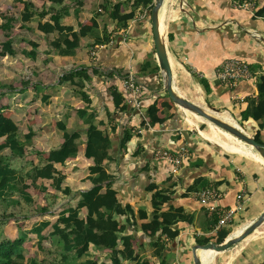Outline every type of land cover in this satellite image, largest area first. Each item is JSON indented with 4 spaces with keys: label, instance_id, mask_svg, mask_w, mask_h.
<instances>
[{
    "label": "crops",
    "instance_id": "0c3cea01",
    "mask_svg": "<svg viewBox=\"0 0 264 264\" xmlns=\"http://www.w3.org/2000/svg\"><path fill=\"white\" fill-rule=\"evenodd\" d=\"M82 1L83 5H79L76 0H67L64 5V21L75 30L81 21L90 22L93 17L100 28L112 30L117 23L114 11L118 9L119 14L130 12L135 0ZM254 1L255 6L245 8L237 0H164L159 18L175 89L204 108L209 105L215 107L220 117H232L239 127L253 133L255 139L259 134L263 141L264 129L258 130L260 122L253 118L242 120L248 101L258 97V79L264 76V17L258 14L264 9V0ZM154 3L155 0L153 6ZM152 8L140 6L128 27L114 31L108 44L92 46L90 41L83 40L78 49L82 53L79 58L67 60L46 52L48 60H61L63 69H68L65 72L88 69L85 91L91 103L88 107L71 90L62 87L61 95L54 96L48 107L35 112L39 119L30 124H34L36 129L35 139L41 141L48 134H59L54 127L58 120L55 116L49 121L53 122L51 130L52 123L38 125L43 117L51 113L50 110L58 109L59 119L65 110H71L70 115L67 114L70 123L76 119L79 108L95 111L97 120L112 140L111 157L104 160L103 165L114 175L113 187L120 201L130 204L135 210L131 221L120 218L126 224L125 234L134 238L137 252L144 255L150 264H195L192 251L195 245L218 243V232L223 228L231 229L228 236L236 235L264 212V159L250 145L239 143V147L234 144L229 146L217 138H210L209 135L215 132V125L200 115L182 109L168 96L164 88L165 73L160 68L154 42ZM233 58L248 63L253 76L230 85L217 78V71L224 61ZM147 60H152L159 69L143 72ZM129 71L140 87L136 95L124 86L125 76H121ZM59 78L50 85H57ZM116 91L125 97L126 104L122 110L114 103ZM29 92L34 93L26 89L21 97ZM57 99L62 101L59 105ZM54 102H57L56 105ZM163 102L173 104L170 117L165 118L166 113L161 106ZM153 105H156L159 117L164 118L162 122L150 123V108ZM261 108L264 113V99ZM191 120L197 123L196 130L191 129L194 128ZM205 124L210 131L203 128ZM127 132L132 137L122 146L123 135ZM51 146L42 150L48 151ZM163 151L181 158L176 173L172 163L162 157ZM83 156L82 150L65 166L70 175L67 182L72 179L71 176L81 174L79 179L88 183L87 187L78 184L81 191L92 186L87 178L90 175L88 167L93 161L88 159L91 163L84 164ZM56 167L63 170L59 164ZM161 189L173 192L162 211L169 208L181 210L191 215L192 221L180 220L174 224L179 231L175 239L161 236L166 244L163 256L159 258L152 255L149 246L159 232L152 238L147 231L154 227L152 196ZM205 189L213 190L215 194L207 205L201 202L199 194ZM239 194H243L242 207L231 221L218 226L222 211L240 203ZM211 206L215 209L211 210ZM199 253L203 264H264V223L225 251L200 249Z\"/></svg>",
    "mask_w": 264,
    "mask_h": 264
},
{
    "label": "trees",
    "instance_id": "16d2710c",
    "mask_svg": "<svg viewBox=\"0 0 264 264\" xmlns=\"http://www.w3.org/2000/svg\"><path fill=\"white\" fill-rule=\"evenodd\" d=\"M14 1L19 3L18 9L19 5H23L18 15L22 29L42 34V38L47 39L46 52L58 54L67 60L81 56L78 49L82 46L83 38H89L92 46L108 44L114 31L128 27L140 6L149 9L153 7V0H135L130 12L119 14L118 9L114 11L113 17L117 23L112 30L108 27L100 28L95 17L90 22L81 21L75 30L64 21V5L67 0ZM76 1L83 5L82 0ZM237 1L242 4L248 0ZM258 14L264 17V9ZM16 16L0 12V17L5 21L0 23V33L4 34L0 42V58L18 54L11 32L17 21ZM51 34L53 38H49ZM33 47L37 48L36 45ZM21 52L24 56L36 59V55L26 49ZM158 69L152 60H147L143 66V72ZM88 78V69L81 68L65 73L57 85L38 83L30 86L29 81H23V87L16 91L13 83L0 82V98L16 97L24 90L31 89L34 93L30 102L39 99L40 103L35 109V112H39L52 103L54 96H60L62 87H65L89 107L91 99L85 91ZM258 90V97L250 99L242 112V120L253 118L260 122V130L264 129V113L261 108L264 76L258 79ZM57 102L60 104L62 101L59 99ZM114 103L121 110L125 108V97L121 92L116 91ZM28 104L24 105L22 111H28ZM8 106H0V264H150L144 255L137 252L134 238L125 234L126 224L120 221L121 217L131 221L135 210L130 204L120 201L113 187L114 175L103 165L104 160L111 157L112 140L97 120L95 111L79 108L78 117L69 124L67 114L70 115L71 110H65L54 125L61 142L55 143L43 153V160L39 163L45 160V164H34L23 170L12 165V158L23 157L29 152L34 144L36 129L34 124L28 123L27 132L22 133L19 125L4 115ZM161 106L166 113L165 118L170 117L173 104L163 102ZM155 108L156 105L150 108V123L153 124L164 120ZM131 137V133H125L122 146ZM256 140L264 144L259 134ZM82 150L84 157L93 161L88 167L90 175L87 178L92 186L83 191H74L67 182L70 175L65 166L68 161L77 158ZM57 164L63 166V170H59ZM172 193L161 189L152 196L154 227L148 228L147 232L152 238L159 232V236L149 244L154 257L163 256L166 241L160 239L161 236L175 239L179 231L174 228V224L180 220L192 221V216L181 210L169 208L162 211ZM37 198H43L45 203H42L45 205L36 206ZM23 203L33 207L32 215H14L13 208ZM230 233L231 229H221L217 242H223ZM51 252L56 255V259L46 261L45 254Z\"/></svg>",
    "mask_w": 264,
    "mask_h": 264
},
{
    "label": "rangeland",
    "instance_id": "374dc122",
    "mask_svg": "<svg viewBox=\"0 0 264 264\" xmlns=\"http://www.w3.org/2000/svg\"><path fill=\"white\" fill-rule=\"evenodd\" d=\"M18 4L19 3H16V1L14 0H0V12L4 11L8 15L13 16V17L17 15L15 17L17 19V21L15 22L16 24L14 25V28L11 30V32L13 35V41L15 43V50L18 53L17 55H14V56L10 55V56H4L0 58V82L2 84H4V82L6 81L7 83H13V88H16L15 89L16 91L23 87L22 85L23 81H29L30 86L33 84H38V83L51 84V83H54L59 78L60 73L63 72V74H65L67 73L65 71H68V69L67 70L63 69V63H61V60L59 58L56 59V62L48 60L47 53H46L47 39L42 38L44 37L42 34L37 33L36 31L33 32L28 29L26 30L22 29V27L19 24L20 21L18 20V15L23 5H19L20 9H18L17 8ZM4 22H5L4 19L0 17V23H4ZM34 25H36V23ZM3 38H4V34L3 32H1L0 42ZM22 38H25V40H22ZM49 38H53V35L52 34L49 35ZM85 39L87 40L86 42L90 41L89 38H83V40ZM32 44L36 45L37 48L34 49ZM22 49H26L32 54L36 55V59H33L28 56H24L23 52H21ZM2 84L0 85L2 86ZM32 97H33V94L29 92L22 97L20 94V95H16V97L11 96V97L0 98V106L9 104V106L7 107L9 109H7L4 112V115L8 118H11L14 122H16V124L19 125V129H21L22 133L23 131L27 132L28 123L29 124L30 122L33 123L36 119H39V117L35 113V108L37 104H39L40 102H39V99L36 100L35 102L34 101L30 102L32 100ZM65 97L68 98L67 95L66 96L64 95V98ZM24 103H29L28 105L29 107L28 106L26 107V110H28L26 112L28 113H26L25 111H22V108L25 105ZM56 103L57 102H54V105H56ZM57 105H59V103H57ZM70 108H73V106H70ZM50 111L51 113H49V115H47L46 117H43V121L39 123L38 125L42 126L44 125V123H48L49 121L52 120V116H55V119H59V117H57L58 109L55 108ZM222 117L232 122L233 124L240 126L236 120L232 119V117H228L225 115H222ZM73 121L69 124H72ZM203 121H206V120H203ZM11 122L12 121L10 120V123ZM49 123H52L53 125V122H49ZM190 123L192 124L194 128L197 129L196 122L191 120ZM201 123L202 122L198 123L199 127L201 126ZM203 128L206 131H210L209 126L207 127L206 124L204 125ZM246 128L248 127L246 126ZM213 129L215 132H213L210 135L207 134L203 130H201V132L204 133L206 137L210 136V138L211 137L214 139L217 138L218 141H222L223 143L228 144L229 146H231L232 144L238 147L240 146V144L247 146L246 143L237 139L231 134L223 131L222 129H219L216 126H214ZM248 133L250 135L253 134V133H250L249 131ZM262 135H263V141H264V132ZM59 138H60L59 134L52 133V134H48L47 136H45L44 139L41 141H39L38 139H35L34 144L32 145V148L29 149V152L25 156L12 158V165L14 167H17L18 169L27 170L30 167H32L34 164H45V160L42 161V163H39L41 160H43L42 156H43V153L45 152V150H42V148L47 149L50 145H53L59 140L61 141V138L60 139ZM39 149H41L42 151ZM82 160L84 164L85 162L88 165L91 163V161H89L84 156ZM80 175L76 174L74 175V177L71 176L72 179L68 181V184L71 185L74 190L79 189L78 184L83 185L85 187L88 186L87 185L88 183H85V181L79 179ZM39 198H37L36 206L45 205L43 204L45 203V201H43L44 199L43 198L39 199ZM32 209L33 207L27 206L25 203H23L19 207L13 208V210L15 211L14 215L18 217H21L22 215H25V214L32 215L33 214ZM45 258H46V261L54 260L56 259V255L53 252H51L50 254L46 253Z\"/></svg>",
    "mask_w": 264,
    "mask_h": 264
},
{
    "label": "water",
    "instance_id": "95a60500",
    "mask_svg": "<svg viewBox=\"0 0 264 264\" xmlns=\"http://www.w3.org/2000/svg\"><path fill=\"white\" fill-rule=\"evenodd\" d=\"M164 0H155L154 6L151 10V19L153 24V33L155 36L154 42L156 46V52L159 59L160 68L165 73L164 88L171 100L184 110L190 111L197 115L202 116L210 123L214 124L218 128L226 131L237 139L243 141L247 145L252 146L264 159V144L258 142L253 135L247 133L243 128L236 124L217 115V110L213 106L204 108L199 104H196L185 97H183L174 87L173 73L168 56V50L165 44V40L161 34L159 11L163 5ZM264 223V212L258 216L252 223H250L245 229L236 235L228 236L222 243L208 242L205 244H198L193 247V258L195 264H203L200 249L213 250L214 252H222L229 249L231 246L237 244L243 240L250 233L255 231Z\"/></svg>",
    "mask_w": 264,
    "mask_h": 264
},
{
    "label": "built area",
    "instance_id": "2783aa9c",
    "mask_svg": "<svg viewBox=\"0 0 264 264\" xmlns=\"http://www.w3.org/2000/svg\"><path fill=\"white\" fill-rule=\"evenodd\" d=\"M242 7L250 8L255 6L254 0H248L241 4ZM81 69V68H79ZM117 75H120V72H116ZM121 76L124 77V86L128 89H131L134 95L140 90L139 84L137 83V79L133 73L130 71L128 73H122ZM253 76V72L248 63L241 59L233 58L224 61L217 71V78L225 83L230 85H234L238 83L240 80L249 79ZM192 130H196V128H192ZM162 157L168 159L173 165V171L176 173L178 171V167L181 164V158L179 156H175L174 154L170 153L169 151H163L161 153ZM201 202L207 205L211 198L215 196L214 191L210 189H205L201 191ZM238 202L235 207L227 208L222 211L220 215V219L218 222V226H224L227 222L231 221L235 215V213L242 207L243 205V194L238 195ZM211 210H214L215 207H209Z\"/></svg>",
    "mask_w": 264,
    "mask_h": 264
},
{
    "label": "bare ground",
    "instance_id": "6f19581e",
    "mask_svg": "<svg viewBox=\"0 0 264 264\" xmlns=\"http://www.w3.org/2000/svg\"><path fill=\"white\" fill-rule=\"evenodd\" d=\"M220 143V142H219ZM223 144V143H222Z\"/></svg>",
    "mask_w": 264,
    "mask_h": 264
}]
</instances>
